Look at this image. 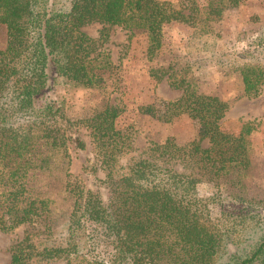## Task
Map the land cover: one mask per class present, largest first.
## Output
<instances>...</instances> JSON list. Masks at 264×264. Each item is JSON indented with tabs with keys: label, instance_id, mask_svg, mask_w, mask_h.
Returning a JSON list of instances; mask_svg holds the SVG:
<instances>
[{
	"label": "trees",
	"instance_id": "16d2710c",
	"mask_svg": "<svg viewBox=\"0 0 264 264\" xmlns=\"http://www.w3.org/2000/svg\"><path fill=\"white\" fill-rule=\"evenodd\" d=\"M181 2L0 0L6 30L0 48V230L43 226L39 233L25 230L11 244L8 264H264L260 200L242 182L250 165L251 122L238 132L221 127L226 102L200 90L190 75L203 68L200 58L187 57L176 68L171 63L150 67L156 80L167 75L169 85L182 90L162 102L160 118L196 119L194 138L153 141L121 163L120 157L133 150L131 134L118 124L119 106L105 104L78 121L89 129L96 158L91 170L103 171L107 194L72 182L68 173V141L79 148L85 141L67 134L61 101L49 92L53 79L102 86L112 61L99 47L110 25L146 31L151 56L162 46L165 23L203 26L211 11L218 14L223 7ZM95 21L102 24L97 37L82 29ZM218 54V66L238 73L245 95L260 92L264 27L241 52ZM143 110L157 115L153 104ZM53 179L60 181L55 180V190ZM201 182L216 188L209 197L201 196ZM54 192L68 199L66 220L56 233ZM92 223L102 237L88 231Z\"/></svg>",
	"mask_w": 264,
	"mask_h": 264
},
{
	"label": "rangeland",
	"instance_id": "374dc122",
	"mask_svg": "<svg viewBox=\"0 0 264 264\" xmlns=\"http://www.w3.org/2000/svg\"><path fill=\"white\" fill-rule=\"evenodd\" d=\"M170 1L176 4L186 2ZM195 1L200 7H207L206 9L210 8V4H220L223 7L218 14L211 11L209 15L212 18L205 19L206 24L203 26H191L182 21L165 23L162 26V46L151 56L147 51L146 31L110 25L108 37L99 47L109 54L112 61L109 75L102 86L83 87L73 85L65 79H53L49 92L61 101L67 134L71 137L78 135L85 141L84 148L77 147L71 139L68 141V173L72 182L100 189L103 195L107 194V187L100 181L103 171L91 170L96 158L89 129L78 121L105 104L119 106L118 124L131 134L133 150L120 157L121 163H126L131 155L144 150L153 141L159 142L172 136L177 142L184 143L194 138L198 130L196 119L186 114L175 116L170 121L160 118L162 102L177 98L182 90L170 86L166 80L167 75L156 80L150 74V67H166L171 63L170 66L176 68L187 57L200 58L203 68L200 72L192 70L190 75L200 90L216 94L226 102L227 110L220 121L221 127L230 132H238L246 122H251V132L247 135L250 165L242 182L248 194L260 200V231L264 229V82L257 95H245L238 73L219 67L216 56H219L218 53L241 52L248 47L250 39L264 27V0H237L234 5L231 0ZM101 26V23L95 21L82 26V29L90 36L97 37ZM201 28L205 30L202 31ZM5 42L6 30L0 24V48ZM212 52L216 53L213 58L210 56ZM149 104L156 106L158 116L144 112L143 107ZM202 143L207 145L206 140ZM55 180L60 183L58 179H53L51 183ZM56 185L55 182L53 190ZM199 185L203 198L209 197L213 189H216L206 182ZM51 196L56 200L53 204L55 212L52 221V230L56 233L62 229L66 220L62 212L68 209V199L64 192H54ZM218 212V209L212 208L213 216ZM35 225L32 227L22 224L11 230H0V264L9 263L11 244L22 237L25 230L32 229L37 233L42 231L41 224ZM88 231L99 237L102 235L95 223L90 224Z\"/></svg>",
	"mask_w": 264,
	"mask_h": 264
}]
</instances>
